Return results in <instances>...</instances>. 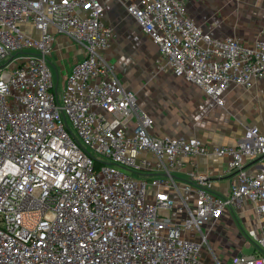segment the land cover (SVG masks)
Listing matches in <instances>:
<instances>
[{
  "label": "built area",
  "instance_id": "2783aa9c",
  "mask_svg": "<svg viewBox=\"0 0 264 264\" xmlns=\"http://www.w3.org/2000/svg\"><path fill=\"white\" fill-rule=\"evenodd\" d=\"M119 1L166 67L217 105L230 86L264 80V40L205 32L184 0ZM106 13L103 0H0V264H205L184 232L205 242L203 225L247 199L262 232L249 235L264 246V132L247 127L234 146L152 133L108 58L115 30ZM58 37L84 52L60 93L48 61ZM207 155L228 159L235 181L227 197L197 188L190 207L182 191L191 186L176 175L186 159ZM251 161L257 171L246 169ZM188 178L209 181L196 169ZM174 192L187 209L182 226ZM229 264H264V256Z\"/></svg>",
  "mask_w": 264,
  "mask_h": 264
},
{
  "label": "crops",
  "instance_id": "0c3cea01",
  "mask_svg": "<svg viewBox=\"0 0 264 264\" xmlns=\"http://www.w3.org/2000/svg\"><path fill=\"white\" fill-rule=\"evenodd\" d=\"M184 1L190 16L195 20L196 24L205 32L213 34L211 30L201 25L194 17L195 15H193L189 6L191 0ZM103 2L106 6H109L108 3L110 0H103ZM105 21H108L107 16ZM216 37L225 38L226 36ZM237 38L245 42L241 37ZM57 39L58 42H56V44H64L68 40L65 37H58ZM259 39L264 40V32L261 34V37L256 40ZM79 48V54L74 56L73 64L84 57L83 48ZM113 66L117 71L115 64H113ZM69 72L70 69L68 73ZM118 75L125 86L130 91L134 92L131 87L127 86L120 74ZM196 88L201 94L193 98L194 102L190 107L192 110H196V112L199 113L201 120L191 124L188 121H186V123H180L178 121L171 123L168 119L160 117L156 118V122L158 123H156L155 126V122H153L146 113L152 122L153 127L151 132L158 135H168L170 137H197L205 144L219 146H234L237 141L243 137L247 127H257L264 132V80L258 81L252 89L230 86L223 94V106L217 105L212 98L206 96L198 87ZM136 96L139 106V98L137 94ZM228 162V159L216 155L199 156L195 159L185 160V170L180 175H176V180L181 188L185 185L191 186L190 190L182 191L183 198L189 206H191L190 202L192 198L193 202L191 207L194 206L196 199L195 190L199 187L209 188L211 192L222 197H227L230 194L231 185L235 181L236 175L229 170ZM194 164L197 165L196 168ZM245 167L250 172L259 169V165L256 161L247 163ZM195 169L200 174L209 176V181L207 184H204V186L202 184L190 182L188 175ZM173 194L176 199L174 208H180V213L174 210L175 218L173 217V219L180 225L182 224L180 223V218L183 212L186 213L187 217V209L185 203L181 201L178 194L175 192ZM253 230L261 236V224L256 216V203L247 199L239 207H228L220 220L210 221L203 225L202 231L206 237L205 242L202 236L194 231L184 232V237L201 245L200 258L205 264H217V262L229 264L236 256L252 254L264 256V246L255 243L249 235V232Z\"/></svg>",
  "mask_w": 264,
  "mask_h": 264
},
{
  "label": "rangeland",
  "instance_id": "374dc122",
  "mask_svg": "<svg viewBox=\"0 0 264 264\" xmlns=\"http://www.w3.org/2000/svg\"><path fill=\"white\" fill-rule=\"evenodd\" d=\"M189 3L198 22L216 36H237L247 44H252L264 32V0H191ZM108 5L107 22L115 27L108 58L115 64L127 86L138 95L141 111L149 115L155 126L158 123L156 118L160 117L171 123L188 121L191 124L201 120L199 113L190 107L193 98L201 94L197 86L185 82L166 67L158 48L141 31L136 20L119 0H110ZM26 31L35 37L39 35L37 30L30 27H26ZM79 51L77 45L67 40L64 44L57 43L48 57L55 82L58 72L59 93L63 78ZM131 174L138 179L144 178L136 172ZM174 207L173 217L174 210L180 213V208ZM185 218L186 213L183 212L180 226L184 224Z\"/></svg>",
  "mask_w": 264,
  "mask_h": 264
}]
</instances>
